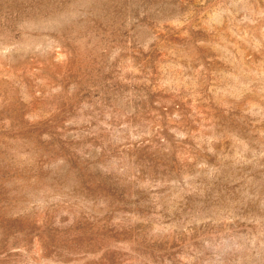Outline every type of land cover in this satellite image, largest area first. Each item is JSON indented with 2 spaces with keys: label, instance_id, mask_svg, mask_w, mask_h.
I'll return each mask as SVG.
<instances>
[{
  "label": "rangeland",
  "instance_id": "1",
  "mask_svg": "<svg viewBox=\"0 0 264 264\" xmlns=\"http://www.w3.org/2000/svg\"><path fill=\"white\" fill-rule=\"evenodd\" d=\"M0 264H264V0H0Z\"/></svg>",
  "mask_w": 264,
  "mask_h": 264
}]
</instances>
